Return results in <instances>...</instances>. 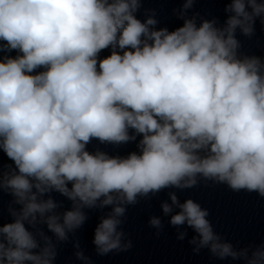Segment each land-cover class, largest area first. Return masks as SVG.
<instances>
[{
	"label": "clouds",
	"instance_id": "obj_1",
	"mask_svg": "<svg viewBox=\"0 0 264 264\" xmlns=\"http://www.w3.org/2000/svg\"><path fill=\"white\" fill-rule=\"evenodd\" d=\"M194 2L184 0L183 25L169 31L154 13L137 18L142 0H0V53H17L0 55V152L10 161L0 163V192L13 197L0 264H54L86 209L110 208L94 230L103 256L132 247L127 207L162 190L211 181L264 197V59L243 55L236 37L264 24V0H230L222 26L189 17ZM138 136L127 156L87 149ZM168 195L163 214L178 239L181 227L194 231L195 253L264 264V243L237 249L207 209ZM149 226L163 228L157 216ZM73 246L90 264L78 239Z\"/></svg>",
	"mask_w": 264,
	"mask_h": 264
}]
</instances>
